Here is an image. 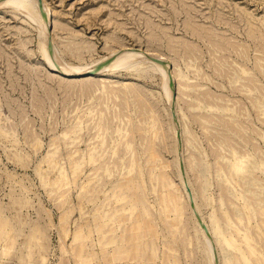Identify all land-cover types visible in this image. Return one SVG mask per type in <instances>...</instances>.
I'll list each match as a JSON object with an SVG mask.
<instances>
[{
	"label": "rangeland",
	"instance_id": "374dc122",
	"mask_svg": "<svg viewBox=\"0 0 264 264\" xmlns=\"http://www.w3.org/2000/svg\"><path fill=\"white\" fill-rule=\"evenodd\" d=\"M43 2L0 4V264H264V0ZM120 51L167 77L64 74Z\"/></svg>",
	"mask_w": 264,
	"mask_h": 264
},
{
	"label": "bare ground",
	"instance_id": "6f19581e",
	"mask_svg": "<svg viewBox=\"0 0 264 264\" xmlns=\"http://www.w3.org/2000/svg\"><path fill=\"white\" fill-rule=\"evenodd\" d=\"M0 4H7V5H9V4H14V5H16V7H20V9L21 8H25V9H27L26 11L28 12V10L29 11H33V10H35V13H39L40 14V16L41 15H43V16H45L44 14H45V12H43L42 10H39V8H38V2H37V0H5V1H3V2H1ZM2 6V5H1ZM3 7V6H2ZM44 10H48V8H44ZM50 11V10H49ZM49 11H47V13H49ZM42 13V14H41ZM46 13V14H47ZM49 15V14H48ZM48 17V16H47ZM40 32H42V31H40ZM44 48V47H43ZM44 52H45V56H46V58H48L47 57V51H46V49L44 48V50H43ZM135 56L136 57H142V58H144L145 60H146V62H149V64H150V66L153 68V69H156V70H158V72H160L164 77H167V75H166V72H167V70H166V68L168 67V65H161L162 63H163V61H162V58L160 57V56H158V55H154V56H156V59H154V58H152V59H154V60H151L150 58H148V56H144L143 54L141 55V53H140V51H120V52H118V53H115V54H112L111 56H104V58H100V60H98V61H96L95 63H93L91 66L89 65V67H87V68H84V69H82V67L81 68H74L73 70L72 69H70L69 67L64 71V74H66V75H68V77L69 76H73V75H75V74H80V73H82V72H84V71H86V70H88V69H90V68H93L94 66H96V65H98V64H102V63H104V62H106V61H110V63L111 64H114V62H122V66H120V67H128V68H130L129 67V65L131 64V58H135ZM145 60H143V61H145ZM133 62H135V61H133ZM62 63V62H61ZM140 63V62H139ZM136 65L138 64V63H135ZM65 65V64H64ZM136 65H135V67H136ZM56 66V65H55ZM63 66V65H62ZM63 67H65L66 68V66H63ZM79 67V66H78ZM119 67V68H120ZM126 67V68H127ZM132 68V67H131ZM68 69H70V71H72V72H70ZM121 69V68H120ZM68 70V71H67ZM110 69H108V71H109ZM107 71V72H108ZM162 76V77H163ZM74 78V77H73ZM94 78H95V76H93V77H86V78H82V79H75V80H79V84H81V85H84V86H91V85H93V80H94ZM70 80H72V79H70ZM167 90H168V88H167ZM169 92V91H168ZM170 93V92H169ZM170 95V94H169ZM205 223V225L207 226V228H208V231H209V233H210V228H209V226L206 224V222H204ZM199 227H200V230H201V232H202V234L205 236V239H206V243L208 244H205V246H206V248L208 249V250H210L209 248H210V243H211V241H210V239H208V237L206 236V232H204V225L203 224H199ZM208 233V232H207ZM211 252H212V249H211Z\"/></svg>",
	"mask_w": 264,
	"mask_h": 264
},
{
	"label": "water",
	"instance_id": "95a60500",
	"mask_svg": "<svg viewBox=\"0 0 264 264\" xmlns=\"http://www.w3.org/2000/svg\"><path fill=\"white\" fill-rule=\"evenodd\" d=\"M38 1V5L40 7V9L44 12V2L43 0H37ZM45 15V14H44ZM51 28H52V23H51V20H47V30H48V33H47V36H46V40H45V44H46V48H47V52H48V56L49 58L54 61L56 59V53L53 49V40H52V36H51ZM142 54H145L147 55L149 58H154L156 59V56H154L153 54L151 53H148L146 51H143ZM120 66H122V62H114V64H111L110 61H106L98 66H95L93 68H90L80 74H75L73 75L72 77L74 78H85V77H93V76H97L98 74H102L106 71H108V69L110 70H115V69H118ZM66 76V75H64ZM188 191V195H189V199H190V202L192 204V202L194 203L193 201V195H192V191L190 190V188L187 189ZM195 212V216L196 218L198 219V221H202L201 218H200V215L198 212H196V210L194 211ZM203 224V222H202ZM204 225V224H203ZM204 231H206V227L204 226Z\"/></svg>",
	"mask_w": 264,
	"mask_h": 264
}]
</instances>
